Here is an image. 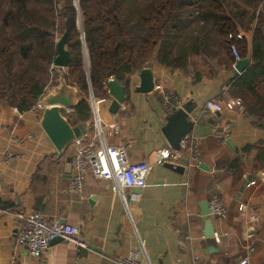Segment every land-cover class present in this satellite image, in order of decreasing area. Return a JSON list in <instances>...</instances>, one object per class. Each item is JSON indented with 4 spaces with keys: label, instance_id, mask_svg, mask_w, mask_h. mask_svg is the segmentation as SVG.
Returning <instances> with one entry per match:
<instances>
[{
    "label": "crops",
    "instance_id": "1",
    "mask_svg": "<svg viewBox=\"0 0 264 264\" xmlns=\"http://www.w3.org/2000/svg\"><path fill=\"white\" fill-rule=\"evenodd\" d=\"M235 63L228 69L214 65L212 74L200 75L151 61L144 67L152 71V91H135L138 72L125 92L124 109L112 113L109 94L95 97L102 125L116 121L120 127L107 143L122 148L130 161L150 166L145 187L127 189L125 204L110 181L90 173L82 193L70 192L71 161L80 137L58 153L40 125L43 107L21 112L0 104V211H5L0 213V264H117L141 244L151 264H238L244 257L250 264H264V128L233 96L231 85L241 74L234 72ZM157 87L171 92L179 107H191L194 125L185 137L196 140L201 153L197 167L189 168L184 155L168 162L178 171L157 162L160 150H171L162 133L169 113ZM209 99L220 102L222 110L205 111ZM92 122L91 109L86 119L68 121L82 138L93 134ZM248 175L254 184H243ZM213 196L226 207L225 217L203 214ZM19 210L76 225L87 247L58 240L32 256L15 244ZM207 219L212 237L205 233Z\"/></svg>",
    "mask_w": 264,
    "mask_h": 264
},
{
    "label": "trees",
    "instance_id": "2",
    "mask_svg": "<svg viewBox=\"0 0 264 264\" xmlns=\"http://www.w3.org/2000/svg\"><path fill=\"white\" fill-rule=\"evenodd\" d=\"M64 32V77L80 94L71 124L87 118L89 89L108 97L110 78L128 93L132 76L151 61L188 70L191 57L210 62L197 69L210 75L214 65L231 68L235 45L250 64L235 75L233 96L264 128V0H78L77 7L74 0H0V104L21 112L35 106L57 78L53 60Z\"/></svg>",
    "mask_w": 264,
    "mask_h": 264
},
{
    "label": "built area",
    "instance_id": "3",
    "mask_svg": "<svg viewBox=\"0 0 264 264\" xmlns=\"http://www.w3.org/2000/svg\"><path fill=\"white\" fill-rule=\"evenodd\" d=\"M238 37H241L240 33ZM230 49L235 62L240 60L236 46L231 45ZM157 89L161 90V99L165 111L170 114L179 108V103L171 92L164 91L160 87H157ZM39 99L32 109L42 108ZM87 100L93 116V134L89 137L88 133H84L83 138L80 136L77 142L71 161L72 170L68 190L82 193L84 183L90 173L96 178L110 181L125 204L124 194L127 189H142L145 187L150 166L144 161H130L122 148L107 143V137L117 136L120 133V127L116 121H112L105 126L102 125L92 91L89 92ZM120 106L122 109L125 108L123 103ZM222 107L221 103L215 99H209L204 104V110L209 112H219ZM61 110L64 116L72 112V108H62ZM86 137L88 139L84 141L83 139ZM180 145L179 150H160L157 162H171L184 155L189 168L197 167L201 159V153L197 149L196 140L183 137ZM11 155L12 153L8 154L9 157ZM254 183V180H250L248 185ZM243 206V204H240L239 208H243ZM3 212L5 211H0V213ZM226 214L227 210L223 203L217 197H211L209 215L213 218H223ZM15 217L17 221L15 244L25 247L34 257L42 255L54 238H59L78 247H87V242L82 238L80 229L76 225L64 221L51 222L40 213L30 210H19L15 213ZM251 218L255 219L256 217L251 215ZM117 264H151V262L141 244L140 250H131L127 255L119 258ZM238 264H250L249 259L244 257L238 261Z\"/></svg>",
    "mask_w": 264,
    "mask_h": 264
},
{
    "label": "water",
    "instance_id": "4",
    "mask_svg": "<svg viewBox=\"0 0 264 264\" xmlns=\"http://www.w3.org/2000/svg\"><path fill=\"white\" fill-rule=\"evenodd\" d=\"M74 1L77 7L78 0ZM79 28L81 30V39L83 40L84 35L82 32L81 21L79 22ZM66 44L67 33L64 32L56 42V56L53 60V67L57 76L56 83L48 87L39 99V104L43 107V117L40 121V125L58 153H61L64 147L74 138L80 137V133H77V130L68 123L67 119L64 118L61 113L62 108L75 107L79 97L78 88L75 85L68 84L64 77V72L68 68L70 62V56L66 49ZM248 63V58L238 60L234 65V72L241 73ZM139 77V85L135 88V91L139 93H148L152 91L154 82L151 69L147 67L142 68L139 71ZM107 89L108 94L112 98L110 112L116 113L120 105L125 101V89L114 78L108 80ZM89 92L91 93V89ZM191 111V107L183 105L168 114L166 117V123L162 129V133L170 148L173 150H179L181 148L180 142L182 138L193 128V121L189 117ZM164 166L174 171H178L179 169L178 166L168 162L164 163ZM249 178V175L245 178L243 182L244 185L248 184ZM203 214H209L208 205H206ZM205 233L208 237L214 236L211 219L206 220ZM58 240L61 239L54 238L50 243Z\"/></svg>",
    "mask_w": 264,
    "mask_h": 264
},
{
    "label": "rangeland",
    "instance_id": "5",
    "mask_svg": "<svg viewBox=\"0 0 264 264\" xmlns=\"http://www.w3.org/2000/svg\"><path fill=\"white\" fill-rule=\"evenodd\" d=\"M74 3V2H73ZM80 22V21H79ZM79 22H78V24H79ZM62 36V34L61 35H59V38ZM58 38V39H59ZM191 58H194V57H191ZM241 60V59H240ZM214 63V62H213ZM208 64H211L210 62H204V61H202V60H200L199 58H194V61L193 62H191L190 63V65H188V70H190V69H193L194 71L195 70H197V69H199V70H202V71H205V70H207L208 68H209V65ZM144 67V66H143ZM142 67V68H143ZM141 68V69H142ZM140 69V70H141ZM139 70V71H140ZM215 71V69H213V72ZM51 76H52V78L54 77V75H52V73L50 74ZM56 80H57V78H56ZM56 80H55V83H56ZM54 83V84H55ZM53 85V84H52ZM51 86V85H50ZM49 86V87H50ZM88 95H89V92H88ZM88 95H87V97H88Z\"/></svg>",
    "mask_w": 264,
    "mask_h": 264
}]
</instances>
